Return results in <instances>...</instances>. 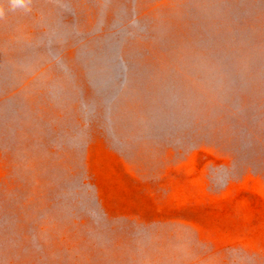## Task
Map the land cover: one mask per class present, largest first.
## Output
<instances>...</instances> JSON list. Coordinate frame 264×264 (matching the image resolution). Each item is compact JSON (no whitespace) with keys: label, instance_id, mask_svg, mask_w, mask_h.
I'll return each mask as SVG.
<instances>
[{"label":"rangeland","instance_id":"obj_1","mask_svg":"<svg viewBox=\"0 0 264 264\" xmlns=\"http://www.w3.org/2000/svg\"><path fill=\"white\" fill-rule=\"evenodd\" d=\"M200 1L30 0L12 10L0 0V59L11 67L0 84V264H264V148L242 153L227 106L188 70L213 23L190 12ZM120 8L122 25L143 26L123 55L135 50L150 74L205 96L184 131L139 129L149 78L110 129L93 99L79 45L114 30ZM54 23L70 35L50 41L51 56L42 36ZM22 43L34 49L28 63L17 59ZM258 84L239 100L264 109Z\"/></svg>","mask_w":264,"mask_h":264},{"label":"water","instance_id":"obj_2","mask_svg":"<svg viewBox=\"0 0 264 264\" xmlns=\"http://www.w3.org/2000/svg\"><path fill=\"white\" fill-rule=\"evenodd\" d=\"M200 2V9L190 12L197 13L200 19L202 16L212 18L213 23L212 26L202 25L204 37L201 40L203 44L200 42L199 46L208 47V50L191 56L194 68L189 67L188 70L196 72L198 81L215 93L218 102L227 106L231 113L230 125L239 132L237 143H240L242 153L249 155L255 150L261 151L264 148V136L261 137L264 134L261 129L264 126V122L261 123L263 106L254 102L242 104L239 95L251 89L254 80L259 82L258 88L264 90V19L260 25V18H256L257 13L264 12V0ZM125 14L120 8L110 25L114 30L95 37L91 46L87 43L79 45L78 59L85 66L93 99H97L102 106L110 129L118 106L129 95L140 98L141 85L145 78H149L153 83L150 89H142L143 108L141 116L135 120L139 129L143 134L156 138L184 131L199 116V104L203 103L205 96L183 86L178 76L150 74L148 67L138 63L137 51L123 55V42L136 35L133 28L143 30V26L136 21L122 25ZM245 19H254L259 25L253 27ZM65 26L54 23L42 36L45 49L51 56L57 54V48L51 46L50 41L54 42L57 38L63 40L70 35ZM19 48L17 59L22 63L30 62L34 53L32 44L22 43ZM3 61L0 59V84L8 79L11 68ZM57 92L59 90L54 91ZM11 103L9 101L2 110L6 111ZM93 105L91 101L85 107L91 110ZM211 107L213 111L217 108L215 105Z\"/></svg>","mask_w":264,"mask_h":264},{"label":"clouds","instance_id":"obj_3","mask_svg":"<svg viewBox=\"0 0 264 264\" xmlns=\"http://www.w3.org/2000/svg\"><path fill=\"white\" fill-rule=\"evenodd\" d=\"M9 6L12 10L23 9L27 10L30 0H8ZM3 15V8H0V16Z\"/></svg>","mask_w":264,"mask_h":264}]
</instances>
